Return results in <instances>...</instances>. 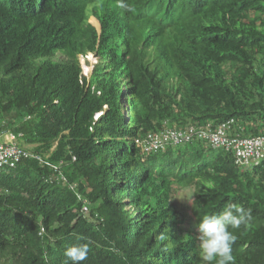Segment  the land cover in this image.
I'll list each match as a JSON object with an SVG mask.
<instances>
[{
	"label": "trees",
	"instance_id": "16d2710c",
	"mask_svg": "<svg viewBox=\"0 0 264 264\" xmlns=\"http://www.w3.org/2000/svg\"><path fill=\"white\" fill-rule=\"evenodd\" d=\"M125 2L0 0V137L32 155L0 173V264H64L77 243L82 264H201L195 225L228 202L250 211L234 264H264V160L136 144L230 119L264 135V0Z\"/></svg>",
	"mask_w": 264,
	"mask_h": 264
},
{
	"label": "built area",
	"instance_id": "2783aa9c",
	"mask_svg": "<svg viewBox=\"0 0 264 264\" xmlns=\"http://www.w3.org/2000/svg\"><path fill=\"white\" fill-rule=\"evenodd\" d=\"M236 121L227 120L216 126L207 123L201 129L187 128L179 131H168L159 137L149 134L148 137L137 139L136 144L145 152L157 151L168 142L172 144L187 143L197 138L206 140L212 148L232 151L235 154L236 164L239 166H257L264 160V135L242 137L238 132L232 136ZM8 140L0 141V173L4 169L14 168L24 158L31 157L30 153L23 151L16 143L14 135H7ZM41 160L40 157H36Z\"/></svg>",
	"mask_w": 264,
	"mask_h": 264
},
{
	"label": "clouds",
	"instance_id": "9594fccd",
	"mask_svg": "<svg viewBox=\"0 0 264 264\" xmlns=\"http://www.w3.org/2000/svg\"><path fill=\"white\" fill-rule=\"evenodd\" d=\"M117 6L127 11L132 10L125 0H117ZM92 18L96 19L92 15L89 17V22L101 32L99 21L96 19L98 22V25H96ZM90 55L93 58L96 57L93 53H89L87 56ZM87 56L81 55L80 57ZM85 67L86 65H84L83 71ZM249 218V210H246L241 204L232 202H228L218 214L202 215L195 225L198 231V255L201 264H234L232 245L237 237L230 229H238ZM158 238L160 240L166 239L163 233ZM88 253V243L73 244L64 251L66 257L64 264H82L88 258Z\"/></svg>",
	"mask_w": 264,
	"mask_h": 264
},
{
	"label": "rangeland",
	"instance_id": "374dc122",
	"mask_svg": "<svg viewBox=\"0 0 264 264\" xmlns=\"http://www.w3.org/2000/svg\"><path fill=\"white\" fill-rule=\"evenodd\" d=\"M95 24V23H94ZM98 58L94 56V58H90L89 56L87 57H80V63L81 65L84 67V65H86L85 67V70H84V75L87 76V78H89L94 69H95V66L97 65L98 63ZM2 142H5L6 141V138L3 136L1 137L0 139ZM23 145L22 142H19ZM10 169H13V168H10ZM10 169H4V171H7V170H10ZM191 194V192H189V190H182L179 192V194L177 195V203L178 205H181L183 206L185 203H188V199H189V195ZM190 211H188L189 213Z\"/></svg>",
	"mask_w": 264,
	"mask_h": 264
},
{
	"label": "crops",
	"instance_id": "0c3cea01",
	"mask_svg": "<svg viewBox=\"0 0 264 264\" xmlns=\"http://www.w3.org/2000/svg\"><path fill=\"white\" fill-rule=\"evenodd\" d=\"M5 138H6V141L8 140V136H4ZM0 139H1V137H0ZM1 141V140H0Z\"/></svg>",
	"mask_w": 264,
	"mask_h": 264
},
{
	"label": "bare ground",
	"instance_id": "6f19581e",
	"mask_svg": "<svg viewBox=\"0 0 264 264\" xmlns=\"http://www.w3.org/2000/svg\"><path fill=\"white\" fill-rule=\"evenodd\" d=\"M90 58H93L91 55L89 56Z\"/></svg>",
	"mask_w": 264,
	"mask_h": 264
}]
</instances>
